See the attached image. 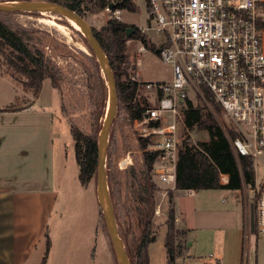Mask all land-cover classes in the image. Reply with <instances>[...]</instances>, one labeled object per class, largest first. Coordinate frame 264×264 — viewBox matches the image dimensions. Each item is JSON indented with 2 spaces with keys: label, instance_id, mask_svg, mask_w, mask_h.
Segmentation results:
<instances>
[{
  "label": "rangeland",
  "instance_id": "374dc122",
  "mask_svg": "<svg viewBox=\"0 0 264 264\" xmlns=\"http://www.w3.org/2000/svg\"><path fill=\"white\" fill-rule=\"evenodd\" d=\"M133 1L136 9L134 11L122 9L123 20L121 21L132 28L138 27L149 43H155L156 46L161 45L165 39L164 33L148 28L155 25L149 0ZM51 14L53 13L39 11L0 13V19L4 20L10 27L29 31V39H26L29 48L36 53L43 52L46 61L51 66L56 67L61 75L58 87L53 86L51 80L46 78L39 94H35L33 90L24 85V77L11 71L6 62L2 61L0 64V132L2 136L7 135L10 139L7 144L9 147L14 146L16 150L24 149L28 152V158L25 155H20V152L17 153L15 166L20 177L22 175H36L40 171L46 173L48 170L57 173L59 158L62 153L65 154V172L55 187L58 199L50 224L51 228L57 226L59 234L62 230H70L71 241H73L72 239L78 238L76 233L80 229L84 227L90 229L95 225L93 202L89 199L87 189L79 180V165L76 161L75 142L71 134V120L84 131L91 132L96 125L104 120L102 113H107L110 90L106 76L100 68L84 33L71 26L66 20L58 19L67 25L68 33L66 35L56 26L42 20L43 17H49ZM85 18L92 27L100 29L111 18V15L106 9L100 13L85 10ZM127 45L130 60L136 62L134 77L143 82L168 81L173 78L171 66L162 61L158 52L147 46V51L138 52L140 45L138 38L128 39ZM139 96L149 103L152 102L150 100L152 94L142 86L139 90ZM190 97L195 105L200 104L196 99L195 92L191 91ZM204 103L207 105L204 111H211L218 123L227 131L232 125L229 118L223 111H217L209 102ZM15 110H19L20 113ZM137 135L138 132L130 119L127 106L118 102V110L107 141L106 167L116 225L126 250L125 240L132 243V239L139 234L137 207L143 206L137 200V191L144 182L142 149L137 142ZM180 136L182 139L189 136L192 141L209 139L207 132H196L189 129L184 120L181 123ZM4 143H6V138ZM2 147L5 148L6 144ZM51 151L53 156H51ZM43 168L46 169L43 171ZM263 171L264 165L261 163L256 168V175L258 176ZM153 180L158 188L155 191L156 209L153 220L156 238L154 241H156V247L160 246L162 257H165L163 236L167 230L165 224L167 213L164 204L170 187L160 182L156 177H153ZM91 184L98 196L99 224L109 237L113 248L101 203L97 176L92 179ZM222 189L217 188L215 191L209 192L214 195L212 199H215L219 206H224L227 196L230 197L232 194L229 190ZM246 189L245 187L243 195ZM190 192L191 190H180L179 195H184V202L190 204V209L193 210L195 202L201 194L196 195L194 191L196 196L191 197ZM248 202L246 223V207L242 203L239 210L241 237L238 246L240 260L242 264H264V237L258 236L252 231L253 209L250 201ZM206 205L205 201L199 203V206H203V208ZM181 232L182 236L188 240L182 244L183 250L181 257L178 258V264L182 262L195 264V258L212 259L209 252L204 257L193 255L197 241V230L194 227ZM245 233H248V239L245 238ZM180 238L181 236L179 240ZM192 240L195 243L194 247L191 248L189 243ZM225 242L228 243L229 239L223 240L221 235L222 254L229 251L224 246ZM205 249L208 251L207 248Z\"/></svg>",
  "mask_w": 264,
  "mask_h": 264
},
{
  "label": "built area",
  "instance_id": "2783aa9c",
  "mask_svg": "<svg viewBox=\"0 0 264 264\" xmlns=\"http://www.w3.org/2000/svg\"><path fill=\"white\" fill-rule=\"evenodd\" d=\"M108 1L106 11L123 20L122 0ZM149 5L155 25L148 28L164 33L157 49L173 72L168 81L133 77L152 94L143 117L133 123L149 139L145 150L157 154L154 177L169 187L176 183L181 109L191 91L204 97L209 90L238 133L229 137L233 151L252 159L255 176L243 184L244 197L253 209V232L264 237V171L256 175L264 165V0H149ZM145 51L140 41L138 52Z\"/></svg>",
  "mask_w": 264,
  "mask_h": 264
},
{
  "label": "trees",
  "instance_id": "16d2710c",
  "mask_svg": "<svg viewBox=\"0 0 264 264\" xmlns=\"http://www.w3.org/2000/svg\"><path fill=\"white\" fill-rule=\"evenodd\" d=\"M0 1H27V0H0ZM62 3L77 11L85 17V10L93 13L104 11L109 4L108 0H49ZM121 9L135 10L133 0H122ZM0 13H8L1 11ZM130 26L124 21L111 17L100 29L93 27L94 34L100 42L115 77L118 102L127 106L129 116L133 122L142 118L149 102L139 96L142 86L133 79L136 70V62L130 60L127 40L138 38L145 46L156 51L155 43H149L138 27L131 36L127 35ZM29 31L26 29H14L4 20L0 19V64L5 61L8 68L24 77V85L39 94L43 82L49 78L53 86L58 87L61 75L59 70L51 66L45 59L43 52L32 51L26 43ZM90 45V44H89ZM91 48V46H90ZM92 50V48H91ZM93 52V50H92ZM125 78V79H124ZM101 81V79H100ZM101 83V82H100ZM103 83V80H102ZM200 104H194L191 99H186V104L181 112L185 125L196 132H207L209 139L206 141H192L189 136L181 138L179 159L176 170L175 189L177 190H202V189H243L244 183L254 180L255 171L252 159L236 155L233 151L229 137L235 138L238 133L233 127L227 131L218 123L204 102H209L217 111H222L213 94L205 89L204 97L196 95ZM206 100V101H205ZM203 104V106H201ZM104 120L92 129L84 131L71 120V134L75 142V156L79 165V180L85 187L89 186L98 172V144L99 134L103 127L106 113H102ZM137 142L142 149L144 165V182L137 191V200L143 206H138L139 234L130 241H126L127 252L133 264H149V244L155 240L154 214L156 209L154 183V165L157 154L145 150L149 139L137 135ZM226 174L229 180L226 184L221 181V175ZM166 209L167 233L165 246L169 257V264H173L177 250L180 247L179 237L182 232L176 225L175 190L168 189L164 204ZM49 244V240H48ZM116 256V254H115ZM44 264V263H43ZM117 264H119L117 262Z\"/></svg>",
  "mask_w": 264,
  "mask_h": 264
},
{
  "label": "crops",
  "instance_id": "0c3cea01",
  "mask_svg": "<svg viewBox=\"0 0 264 264\" xmlns=\"http://www.w3.org/2000/svg\"><path fill=\"white\" fill-rule=\"evenodd\" d=\"M16 112L20 113L19 110ZM9 141L8 136H2L0 132V264H117L111 241L99 224L98 196L92 189V184L84 187L93 202L95 227L80 229L76 233L78 238L71 241L70 230H62L59 234L57 226L51 228L50 224L58 199L55 187L65 172V154L62 153L59 158L57 173L48 170L50 172L40 171L36 175L20 177L15 166L17 153L20 152V155L28 158V152L24 149L16 150L14 146L9 147ZM5 144L6 147L3 148ZM52 153L51 151V156ZM29 157L32 158L30 155ZM228 180V175H221L223 184ZM170 187L175 190L178 229L186 231L194 227L197 230L196 243L194 240L189 243L191 248L196 244L193 255L204 257L209 252L212 258H195V264H242L238 246L241 237V203L246 207L245 223L248 219V204L243 189L223 188L222 190L232 193L230 197L227 196L224 206H219L212 199L214 195L209 193L216 189L191 190V197L201 194L192 210L191 205L184 202V195H179L180 190L175 189V184ZM199 201H205L207 205L203 208L199 206ZM166 233L167 230L163 236L165 257L160 254V246L156 247V241H152L148 246L149 264H169L165 246ZM221 235L223 240L229 239L224 244L229 251L224 250V254L221 253ZM187 240L181 236L173 264H178V258L182 255V244Z\"/></svg>",
  "mask_w": 264,
  "mask_h": 264
},
{
  "label": "water",
  "instance_id": "95a60500",
  "mask_svg": "<svg viewBox=\"0 0 264 264\" xmlns=\"http://www.w3.org/2000/svg\"><path fill=\"white\" fill-rule=\"evenodd\" d=\"M118 3H111L109 7L115 8ZM0 10L5 12H24V11H39L55 13L62 17H67L75 21L80 30L86 36L94 55L96 56L100 68L106 76L107 83L110 90V99L107 108V113L103 127L99 134L98 144V172L97 179L100 189L101 203L105 212L108 231L112 240L113 248L119 264H132L127 253L123 240L121 239L115 220L114 205L109 191L107 167H106V148L109 133L114 122L118 110V92L115 77L109 59L106 56L100 42L94 34L93 27L87 19L79 14L77 11L67 7L66 5L49 0H27V1H0ZM135 31L134 28L127 29V35L131 36ZM159 52V49H156ZM254 230V221L252 224V231Z\"/></svg>",
  "mask_w": 264,
  "mask_h": 264
},
{
  "label": "bare ground",
  "instance_id": "6f19581e",
  "mask_svg": "<svg viewBox=\"0 0 264 264\" xmlns=\"http://www.w3.org/2000/svg\"><path fill=\"white\" fill-rule=\"evenodd\" d=\"M58 19L66 20L74 28L80 29L79 25L75 21H73V20H71V19H69L67 17L59 16L58 14H55V13L51 14L49 17H43L42 18V20L44 22L50 23V24L56 26L60 31H62L63 33H65L67 35V33H68L67 25H65V24L61 23L60 21H58Z\"/></svg>",
  "mask_w": 264,
  "mask_h": 264
}]
</instances>
